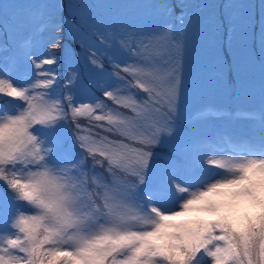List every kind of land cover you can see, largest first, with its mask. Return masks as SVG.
Segmentation results:
<instances>
[{
	"label": "snow or ice",
	"instance_id": "obj_1",
	"mask_svg": "<svg viewBox=\"0 0 264 264\" xmlns=\"http://www.w3.org/2000/svg\"><path fill=\"white\" fill-rule=\"evenodd\" d=\"M205 9L216 49L189 86ZM255 9L0 0V264H264V0ZM217 89L259 105L182 120L190 91Z\"/></svg>",
	"mask_w": 264,
	"mask_h": 264
},
{
	"label": "rangeland",
	"instance_id": "obj_2",
	"mask_svg": "<svg viewBox=\"0 0 264 264\" xmlns=\"http://www.w3.org/2000/svg\"><path fill=\"white\" fill-rule=\"evenodd\" d=\"M193 3H220L222 0H192ZM253 4L256 5L255 14L258 18L259 16V3L260 0H251ZM212 16V10L211 9H205L203 10L199 16L197 17L193 32H192V44H194L193 49V59L190 62V64L186 68L185 73V80L190 86L191 80L195 77L197 74V71L202 63L211 62V60L214 57L215 49H216V41H217V34L213 30V21L211 19ZM73 25L77 24V20L73 19L71 21ZM70 39V37H69ZM93 40L95 38L93 37ZM226 41V38H225ZM71 47V46H70ZM78 47V46H77ZM226 47V42H225ZM11 53H0V59H2L5 56H9ZM65 71L67 70L68 65L63 63L62 64ZM79 66L81 68V72H83V68L80 65H73V67ZM47 67V66H45ZM31 71V68L25 69L23 65L21 64L19 66L18 73L14 74L13 79L19 80L20 76L24 72ZM66 73V72H65ZM255 78L258 81L259 78V69H255ZM97 95H100L99 92L96 93ZM141 95H143L141 93ZM110 103V102H109ZM207 104H215L219 106H223L227 109L230 108V106H233L237 109H252L256 108L259 105V96L258 94H245L241 95L239 97L236 96V94L231 91L230 89H217L213 91L212 93H192L189 92V98L184 103L181 109L182 113V120H187L188 116L195 111L197 108L207 105ZM237 125L241 126H249L251 122L246 120H237L235 121ZM79 151V149H77ZM214 171H221L219 169H214ZM4 190V186L0 184V191ZM189 217H184L182 219H188ZM4 225L2 222H0V229H2Z\"/></svg>",
	"mask_w": 264,
	"mask_h": 264
},
{
	"label": "trees",
	"instance_id": "obj_3",
	"mask_svg": "<svg viewBox=\"0 0 264 264\" xmlns=\"http://www.w3.org/2000/svg\"><path fill=\"white\" fill-rule=\"evenodd\" d=\"M163 150V149H162Z\"/></svg>",
	"mask_w": 264,
	"mask_h": 264
}]
</instances>
